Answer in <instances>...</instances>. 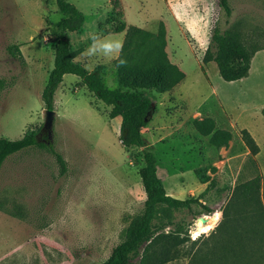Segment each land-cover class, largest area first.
Wrapping results in <instances>:
<instances>
[{
	"label": "rangeland",
	"instance_id": "1",
	"mask_svg": "<svg viewBox=\"0 0 264 264\" xmlns=\"http://www.w3.org/2000/svg\"><path fill=\"white\" fill-rule=\"evenodd\" d=\"M69 2L85 16L82 30L68 36L75 62L89 72L101 68L108 89L139 92L153 100L154 112L142 129L146 146L126 150L120 141L122 119L111 120V108L79 78L65 76L55 97L52 145L67 169L62 173L53 154L39 148L6 161L0 172V264H105L125 241L132 220L144 213L146 193L139 174L144 150L156 154L169 195L200 201L193 214L159 208L153 231L184 241L169 264H187L185 252L193 243L205 250L225 212L233 225L257 226L258 210L232 196L259 176L264 207V0H231V18L220 0ZM62 18L56 0H0V79L5 81L0 139L18 141L27 131L43 128L47 110L42 93L55 61L50 30ZM132 27L154 37L163 29L164 55L150 59L138 53L142 35L125 51ZM216 29L239 32L259 48L248 78L228 83L216 63H203ZM93 31L123 39L127 64L117 67L116 60L85 56ZM14 45L23 46V58L10 55L8 48ZM243 130L260 147L257 156L242 140ZM219 131L232 135L223 148L211 144ZM39 140L45 142L47 135ZM204 215L213 224L196 237Z\"/></svg>",
	"mask_w": 264,
	"mask_h": 264
},
{
	"label": "trees",
	"instance_id": "2",
	"mask_svg": "<svg viewBox=\"0 0 264 264\" xmlns=\"http://www.w3.org/2000/svg\"><path fill=\"white\" fill-rule=\"evenodd\" d=\"M230 1L220 0L219 2L220 8L225 12L227 18H231L233 14ZM56 3L63 18L50 30L56 47L54 69L51 71L42 93L45 109L55 110L56 93L65 76H75L98 101L111 108L109 114L111 120L122 119L120 137L122 146L126 150L145 148L146 142L142 129L147 127L149 116L154 112L153 100L139 92L119 88L108 89L101 68L89 72L81 64L76 63L68 36L82 30L85 16L69 0H56ZM139 35H142L143 39L137 47L138 53L146 54V57L150 59L164 55L163 49L166 42L163 29L154 37L136 27L129 28L125 51L132 47L133 40ZM259 51L256 46L248 44L239 32L232 30L222 32L216 29L211 46L204 54L202 61L204 64L216 63L224 81L238 82L248 78L252 61ZM8 52L16 59L23 58L18 45L10 46ZM4 88L5 81L0 79V92ZM41 132L42 129L39 131L29 130L18 141L1 138L0 172L11 156L29 148H39L53 154L64 173L67 169V162L52 144L47 145L39 140ZM241 136L251 154L257 156L260 153V147L252 135L247 130H243ZM231 139L230 133L219 131L212 137L211 144L216 148H223ZM142 158L144 166L140 169L139 174L146 193L144 213L132 220L127 229L125 241L112 250L105 264H131L133 260H137V264H169L173 262L180 255L179 247L184 241L173 234H159V232L153 231L152 226L157 218L159 208L165 206L172 210H188L193 214V205L200 204L199 199L182 201L168 195L164 183L159 177V162L156 154L151 150H144ZM232 198L234 201L254 207L255 211L258 210V225L250 228L241 226L240 222L233 225L225 212L224 221L218 230L223 237L216 245L214 247L206 245V249L203 250L200 248L201 245L193 243L192 249L185 252V257L191 259L192 264L193 262L197 263L201 257L203 259L198 264H214L207 261L206 258L216 249L218 254L215 255L220 259V264H224L221 259L231 253L234 264H264V225L260 224H264V207L261 202L260 177L256 176L251 181L241 184L236 188ZM205 210L209 214L214 212L207 207ZM252 246L257 249L251 248Z\"/></svg>",
	"mask_w": 264,
	"mask_h": 264
},
{
	"label": "clouds",
	"instance_id": "3",
	"mask_svg": "<svg viewBox=\"0 0 264 264\" xmlns=\"http://www.w3.org/2000/svg\"><path fill=\"white\" fill-rule=\"evenodd\" d=\"M91 43L85 49L84 55L88 58H104L106 60H116L117 67L127 64V59L122 58L124 40L109 34L91 32L88 35Z\"/></svg>",
	"mask_w": 264,
	"mask_h": 264
},
{
	"label": "crops",
	"instance_id": "4",
	"mask_svg": "<svg viewBox=\"0 0 264 264\" xmlns=\"http://www.w3.org/2000/svg\"><path fill=\"white\" fill-rule=\"evenodd\" d=\"M20 51H21V53H22V55H24V53H23V46H20ZM168 193V192H167ZM170 193H168V195H169ZM171 196V195H170ZM219 214V213H218ZM220 215V214H219ZM204 216H206V215H204ZM221 216V215H220ZM223 219V220H222ZM220 221L221 222H223L224 221V218L222 217H220ZM221 237H223L221 234H220V232H216V233H214L213 234V238H211L212 240H211V242L208 244L210 247H214V245H216V243L220 240V238ZM212 249H215V248H212ZM215 254H218V251H217V249L216 250H213L210 254H208V255H210V256H207V258H206V260L207 261H210L211 263H214V264H216V263H221V261H220V259L215 255ZM203 258L201 257V259L199 258L198 260V262L197 263H194L193 262V264H198L199 262H200V260H202ZM222 260V262L224 263V264H234V258H233V256H232V253L230 254V255H228L227 257H225V258H222L221 259ZM187 264H192L191 263V259H188V262H187Z\"/></svg>",
	"mask_w": 264,
	"mask_h": 264
},
{
	"label": "water",
	"instance_id": "5",
	"mask_svg": "<svg viewBox=\"0 0 264 264\" xmlns=\"http://www.w3.org/2000/svg\"><path fill=\"white\" fill-rule=\"evenodd\" d=\"M57 116V113L55 111H46V119L44 126L42 128L41 135L46 134L47 140L44 142L47 145H51L54 142V121ZM152 116V113L150 114L149 118ZM149 120V119H148ZM199 223H202L203 225H206L209 222V218L207 216H203L198 219Z\"/></svg>",
	"mask_w": 264,
	"mask_h": 264
},
{
	"label": "bare ground",
	"instance_id": "6",
	"mask_svg": "<svg viewBox=\"0 0 264 264\" xmlns=\"http://www.w3.org/2000/svg\"><path fill=\"white\" fill-rule=\"evenodd\" d=\"M212 224H213V219L211 218L210 222L207 223L206 225H198L197 231L194 232L195 236L200 237L201 234H204L206 231L210 230Z\"/></svg>",
	"mask_w": 264,
	"mask_h": 264
},
{
	"label": "built area",
	"instance_id": "7",
	"mask_svg": "<svg viewBox=\"0 0 264 264\" xmlns=\"http://www.w3.org/2000/svg\"><path fill=\"white\" fill-rule=\"evenodd\" d=\"M207 217L209 218V222H210V220H211L212 217H211V216H207ZM209 222H208V223H209ZM194 239H195V238H194ZM196 239H197V238H196Z\"/></svg>",
	"mask_w": 264,
	"mask_h": 264
}]
</instances>
